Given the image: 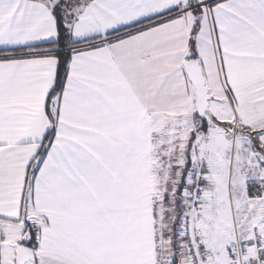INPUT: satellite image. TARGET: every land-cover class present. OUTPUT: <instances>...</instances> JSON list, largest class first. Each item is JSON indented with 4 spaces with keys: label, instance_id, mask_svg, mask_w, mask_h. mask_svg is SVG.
<instances>
[{
    "label": "snow or ice",
    "instance_id": "6c2138e0",
    "mask_svg": "<svg viewBox=\"0 0 264 264\" xmlns=\"http://www.w3.org/2000/svg\"><path fill=\"white\" fill-rule=\"evenodd\" d=\"M0 264H264V0H0Z\"/></svg>",
    "mask_w": 264,
    "mask_h": 264
}]
</instances>
